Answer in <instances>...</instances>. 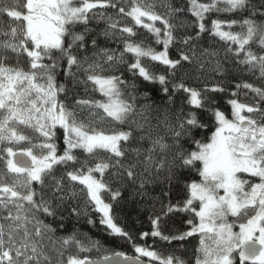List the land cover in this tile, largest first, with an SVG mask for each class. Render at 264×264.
<instances>
[{"label": "snow or ice", "instance_id": "obj_1", "mask_svg": "<svg viewBox=\"0 0 264 264\" xmlns=\"http://www.w3.org/2000/svg\"><path fill=\"white\" fill-rule=\"evenodd\" d=\"M188 238L264 264V0H0V264H189L158 250Z\"/></svg>", "mask_w": 264, "mask_h": 264}, {"label": "trees", "instance_id": "obj_2", "mask_svg": "<svg viewBox=\"0 0 264 264\" xmlns=\"http://www.w3.org/2000/svg\"><path fill=\"white\" fill-rule=\"evenodd\" d=\"M173 2H175V0H173ZM92 27L99 30L100 28H103L104 25L100 24L97 26L95 23H93ZM236 30H238V29H236ZM139 32L142 36L148 37V39L146 40L147 43H151V38L146 33L145 30L140 29ZM101 44L102 45L104 44L103 40L101 41ZM208 45H212L215 48L222 49L221 43H215L212 40L206 38L205 39V46H208ZM107 46L111 47V48H116L117 44L109 43ZM153 46L156 47V45H153ZM172 51L174 54L175 50L173 49ZM125 76H126V78L131 79L130 74L125 73ZM63 79L64 78L61 75L59 77V80L63 81ZM254 82L259 83L258 81H254ZM188 83L189 84H195V81L190 79L188 81ZM147 87L150 89L152 86L149 85ZM76 92L79 95L83 96L84 95L83 87L82 86L78 87L76 89ZM89 94L94 96L97 99L100 98L98 93H91L90 92ZM226 99H227V97H225L223 100H221L220 103L223 106V109L227 112L229 109V106L225 103ZM241 100H243L244 102H247V103H252L251 95H249L248 97L241 95ZM58 143H61V146H62V141H58ZM99 155L101 157H104L105 153L101 152ZM81 159H84L83 155H81ZM155 194H158V192ZM120 215L122 217L121 223L132 232L134 237H136L138 231L147 230L149 227V221H148L147 213L144 211H141L139 208H136L132 204L127 205L125 207V211L120 213ZM185 215L186 214L182 213L179 216H176L172 220L168 221V223L166 225H164L166 234L169 230H171L172 232H175L178 229L186 230L188 226L183 223V218L185 217ZM237 229H235V230H237ZM79 231L87 234L92 239H100L110 249L115 248L117 250L126 251L129 255L133 254L130 245H128V244H126L120 240H114L110 236L105 237L101 231H99L97 228H93L90 225L81 223V225H79ZM148 243L151 244L152 241L149 240ZM197 244H198V239H193V238H188V240L184 241L182 244L179 242H173V245H171V246L167 245L165 242H159L158 250L165 252V253H167L169 251H175L177 255L183 257L186 261H189V264H191V261L193 259V250L197 246ZM73 251H75V250L73 249ZM87 255H91L93 257H96L98 254L95 251H93L92 253H88Z\"/></svg>", "mask_w": 264, "mask_h": 264}, {"label": "rangeland", "instance_id": "obj_3", "mask_svg": "<svg viewBox=\"0 0 264 264\" xmlns=\"http://www.w3.org/2000/svg\"><path fill=\"white\" fill-rule=\"evenodd\" d=\"M236 231H238V229Z\"/></svg>", "mask_w": 264, "mask_h": 264}]
</instances>
